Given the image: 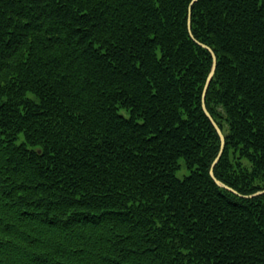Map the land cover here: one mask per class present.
I'll use <instances>...</instances> for the list:
<instances>
[{
  "label": "trees",
  "instance_id": "trees-1",
  "mask_svg": "<svg viewBox=\"0 0 264 264\" xmlns=\"http://www.w3.org/2000/svg\"><path fill=\"white\" fill-rule=\"evenodd\" d=\"M190 2L0 0V264H264V194L210 176ZM191 20L215 175L255 193L264 0Z\"/></svg>",
  "mask_w": 264,
  "mask_h": 264
},
{
  "label": "water",
  "instance_id": "water-1",
  "mask_svg": "<svg viewBox=\"0 0 264 264\" xmlns=\"http://www.w3.org/2000/svg\"><path fill=\"white\" fill-rule=\"evenodd\" d=\"M197 0H191L190 4H189V8H188V30H189V33H190V36L191 38L197 43L199 44L200 46H202L203 48H206L210 53H211V56H212V66H211V70L207 76V79H206V82L204 84V87H203V93H202V108H203V111L205 112V114L209 117L210 121L212 122L213 126L215 127L216 131L218 132L219 136H220V140H221V147H220V151L217 155V157L214 159L212 165H211V168H210V176L212 177V179L214 180V182L222 187V188H225L229 191H231L232 193H234L235 195L239 196V197H243V198H252V197H255V196H259L261 194H264V189L262 190H258L256 191L255 193H252V194H248V195H244V194H241L239 193L236 189H234L233 187L225 184L224 182H222L221 180H219L216 175H215V172H214V167L218 164L223 152H224V148H225V143H226V137H225V134L223 132V130L221 129V127L219 126V124L217 123V121L215 120V118L212 116V114L210 113V111L208 110L207 106H206V100H205V97H206V93H207V90H208V87L215 75V72H216V67H217V55L216 53L214 52V50L206 45L205 43H202L201 41H199L197 38H195L193 32H192V20H191V16H192V6L193 4L196 2Z\"/></svg>",
  "mask_w": 264,
  "mask_h": 264
},
{
  "label": "rangeland",
  "instance_id": "rangeland-1",
  "mask_svg": "<svg viewBox=\"0 0 264 264\" xmlns=\"http://www.w3.org/2000/svg\"><path fill=\"white\" fill-rule=\"evenodd\" d=\"M123 112V111H122ZM126 114V113H124ZM189 174V169L187 168V166L184 164L183 159H181V163H180V168L177 170L176 175L179 178H184L185 176H187Z\"/></svg>",
  "mask_w": 264,
  "mask_h": 264
},
{
  "label": "bare ground",
  "instance_id": "bare-ground-1",
  "mask_svg": "<svg viewBox=\"0 0 264 264\" xmlns=\"http://www.w3.org/2000/svg\"><path fill=\"white\" fill-rule=\"evenodd\" d=\"M190 34V33H189ZM206 82V81H205ZM213 116V115H212Z\"/></svg>",
  "mask_w": 264,
  "mask_h": 264
}]
</instances>
